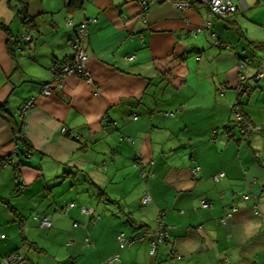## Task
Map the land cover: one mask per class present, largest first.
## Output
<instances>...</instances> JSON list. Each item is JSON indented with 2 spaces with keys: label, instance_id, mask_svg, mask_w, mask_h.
<instances>
[{
  "label": "crops",
  "instance_id": "crops-1",
  "mask_svg": "<svg viewBox=\"0 0 264 264\" xmlns=\"http://www.w3.org/2000/svg\"><path fill=\"white\" fill-rule=\"evenodd\" d=\"M145 1L86 0L71 10L65 0H0V22L31 36L11 53L0 28V105L24 133L16 138L0 116V259L18 251L35 264H103L117 253L114 264H264V51L244 35L240 8L221 17L201 2L145 11ZM19 8L36 30L25 29ZM88 18L93 80L67 75L44 94L52 64L71 54L68 41ZM238 98L260 131H223ZM159 215L168 243L155 234ZM121 233L134 242L121 248Z\"/></svg>",
  "mask_w": 264,
  "mask_h": 264
},
{
  "label": "built area",
  "instance_id": "built-area-1",
  "mask_svg": "<svg viewBox=\"0 0 264 264\" xmlns=\"http://www.w3.org/2000/svg\"><path fill=\"white\" fill-rule=\"evenodd\" d=\"M162 1L164 0H146L143 5L144 10L147 11V9L149 8L147 3L153 4V3H158ZM198 1L206 4L209 7L211 13L216 16L217 15L218 16H228L229 14H232L238 11L240 4L244 5L245 3L244 0H237L238 2H234L233 0H198ZM174 3L180 8L189 6V4H187L186 2H182V3L174 2ZM66 21L69 25L72 24L73 22L71 18L66 19ZM95 21L96 19L88 18V19H85V21L81 22L77 26L75 37L69 40V43H68L71 47L72 52L70 55L67 56V58L63 60H59V61L56 60L52 64L51 68H52L53 75H52V78L50 79L51 81L47 84H44V86L41 89V91L44 94L45 93L50 94L52 91V85L54 84L56 85V83L62 86V82L64 81V78L67 77V75H74L78 78L79 77L86 78L89 82L93 80V78H91L89 68L87 67L90 57L87 54V50H86V46H87L86 37H88V34H89V31H88L89 24ZM206 27L207 28L209 27L208 21L204 23L203 26L199 27L198 29H203V28L205 29ZM211 37L213 38L214 43L217 44L218 40L215 38V33H212ZM30 39H31L30 35L24 36L25 41H29ZM240 66H241V69L245 68V63L243 64L241 63ZM247 75H248V72L246 70L243 71V73L240 74V81L244 80V78ZM261 75L262 73L260 72L259 76ZM242 89L243 88L240 85L238 88V93H240ZM32 105H33L32 100H29L26 103V106L22 109V112H25ZM232 107H233V117L237 119V127L241 131V133L246 134V133L260 131L261 125L259 124L255 125L251 122L249 118H247L246 116H243L241 107L238 105L237 100L233 103ZM225 131L229 135L232 134V131L230 130V128H227ZM61 132L66 133L67 128L65 126H62ZM213 132L217 133V130H213ZM145 166H146V163H142V165L140 166V174L143 177L146 176L148 173V171L145 169ZM198 169L199 168H195L194 171H197ZM222 175L223 173L214 175V178L219 179V177ZM244 198L248 199V196H245ZM149 200H150L149 193L144 192L141 198V202L146 203ZM201 203H203V205L205 206L208 205V202H206V200H202ZM227 215L228 216L230 215L229 211L226 214V216ZM226 216L221 219L223 223H225ZM40 221L42 222V225L44 226L49 227L51 225V221H49L46 215L41 217ZM169 229H170L169 225L167 226L164 224L163 216L159 215L156 230H155V234H157L158 239L162 241L167 240L170 235ZM4 237L5 235L0 233V238H4ZM141 239H144V237H142ZM117 240L120 242V247L122 248V247L131 245V243L133 242V240H135V238L129 239L125 237L123 233H121L118 235ZM156 248H157L156 242L152 241L150 252L152 254H155ZM118 259H119V254L117 253V254H114L113 256H110V258L107 259L103 264H113ZM0 264H35V263L27 259L26 257H23L21 254L17 252L16 253L12 252L2 257ZM224 264H232V262L230 260L225 259Z\"/></svg>",
  "mask_w": 264,
  "mask_h": 264
},
{
  "label": "trees",
  "instance_id": "trees-1",
  "mask_svg": "<svg viewBox=\"0 0 264 264\" xmlns=\"http://www.w3.org/2000/svg\"><path fill=\"white\" fill-rule=\"evenodd\" d=\"M86 0H65V6L68 8V9H71V10H76V8H80L82 5H83V3L85 2ZM164 1H170V0H164ZM171 1H173V2H180V3H182V2H186L187 4H189V6H194V5H197L198 4V0H171ZM150 3H147V5L148 6H150L149 5ZM19 14H20V18H21V22H23V25H24V27H25V29L26 30H30V29H37V27H36V25L34 24V20H33V18L31 17V16H28L27 14H25V13H23V12H25V11H22V8H19ZM221 17H227V16H221ZM0 28L1 29H3V31L6 33V35H8V45H7V47L9 48V51L12 53L14 50L16 51V48H17V44H19V43H24L23 41V39H24V36H23V39L21 38V39H19L18 38V36H16V35H14L13 33H12V30H11V27L7 24V25H5L4 23H2V22H0ZM76 30H77V28H76ZM76 32V31H75ZM13 37H16L15 39H13L12 40V38ZM215 38L218 40V43L216 44L215 43V45H217V46H219L220 45V40L216 37V34H215ZM72 39V38H71ZM70 39V40H71ZM12 40V41H11ZM22 41V42H21ZM11 42V43H10ZM68 43H69V41H68ZM20 45V44H19ZM70 46V45H69ZM24 47V46H23ZM71 48V47H70ZM18 50H19V48H18ZM72 52V51H71ZM56 61V60H55ZM242 64L243 63H245V67L247 66V64L250 62V60H248L247 58H243L242 59ZM242 70H245V68H243ZM259 73L261 72V71H258ZM259 73H257V76H259ZM246 77H248V75L246 76ZM245 77V78H246ZM244 78V79H245ZM244 80H242V82H243ZM47 83H49V81L47 82H44V84H47ZM44 84L42 85V86H44ZM241 86H242V90H241V92L240 93H238L239 95H241V93L242 92H244V91H247L248 89L246 88V86H245V83H242L241 84ZM237 103H238V105L240 106V101H239V98L237 99ZM4 105H0V116L1 117H3V118H5L8 122H9V124L11 125V128H13V130H14V133H15V135H16V138H21V139H23L22 137L24 136V133H23V128H22V125H20V126H18L17 127V125L13 122V117H11V115H7L6 114V109L3 107ZM233 106V105H232ZM231 106V107H232ZM241 110H242V108H241ZM242 114H243V116H246V114H244L243 113V111H242ZM247 117V116H246ZM248 118V117H247ZM232 119H233V121H232V124L230 125V126H223L222 127V129H223V131H225L227 128H230V130H234V127L235 126H237V119H235L234 117H233V107H232ZM213 132V131H212ZM67 133V132H66ZM65 133V134H66ZM213 133H215V132H213ZM252 133H256V132H252ZM243 134V133H242ZM246 134H251V133H246ZM246 134H243V135H246ZM7 161H8V159L6 160V158H1V160H0V170L6 165V163H7ZM141 166V165H140ZM147 167H148V164L146 163V166H145V169L148 171V173H147V175L146 176H141L143 179H146V178H148V176H149V174H150V170H148L147 169ZM140 168V167H139ZM140 170V169H139ZM150 195V194H149ZM151 196V195H150ZM141 198H142V196H141ZM141 198H140V200H139V203L140 204H144V203H142L141 202ZM146 203H148V202H146ZM43 217V216H42ZM41 219V218H40ZM157 222H158V220H157ZM164 224H165V222H164ZM166 225V224H165ZM156 226H157V224H156ZM156 228V227H155ZM169 237H168V239L167 240H163V242H165V243H168V241H170L171 239V232H170V229H169ZM6 236V235H5ZM147 235H145V237H146ZM145 237H144V239H145ZM2 239V238H1ZM129 239H132V238H129ZM152 241H154V242H156L155 240H150V244H151V242ZM133 242H134V240H133ZM132 242V243H133ZM131 243V244H132ZM156 244H157V242H156ZM17 253H19L18 251H16ZM15 252V253H16ZM12 253V252H11ZM20 254V253H19ZM23 256V255H22ZM24 257V256H23ZM27 259H29V258H27ZM2 259H0V261H1ZM30 260V259H29ZM115 263V262H114ZM113 263V264H114Z\"/></svg>",
  "mask_w": 264,
  "mask_h": 264
},
{
  "label": "rangeland",
  "instance_id": "rangeland-1",
  "mask_svg": "<svg viewBox=\"0 0 264 264\" xmlns=\"http://www.w3.org/2000/svg\"><path fill=\"white\" fill-rule=\"evenodd\" d=\"M233 1L238 2L237 0ZM244 1V5L240 4L239 6L240 10L237 14V19L240 22L238 23L242 25L244 35L247 36L249 40L254 41L252 44H256L255 48H257L258 51H264V0ZM15 16L17 15L15 14ZM30 34L33 35L32 33Z\"/></svg>",
  "mask_w": 264,
  "mask_h": 264
},
{
  "label": "bare ground",
  "instance_id": "bare-ground-1",
  "mask_svg": "<svg viewBox=\"0 0 264 264\" xmlns=\"http://www.w3.org/2000/svg\"><path fill=\"white\" fill-rule=\"evenodd\" d=\"M185 55H186V53H185Z\"/></svg>",
  "mask_w": 264,
  "mask_h": 264
}]
</instances>
